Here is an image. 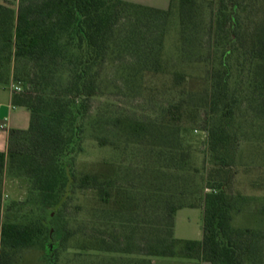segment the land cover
Segmentation results:
<instances>
[{
  "label": "trees",
  "instance_id": "1",
  "mask_svg": "<svg viewBox=\"0 0 264 264\" xmlns=\"http://www.w3.org/2000/svg\"><path fill=\"white\" fill-rule=\"evenodd\" d=\"M26 1L19 0L16 12L0 4V86L23 83L20 93L12 91L11 103L30 113L28 128L9 130L6 152L0 153V204L2 175L7 165L9 176L31 180L37 199L53 207L66 192L69 179L72 183L75 180L67 168V161L74 152L80 151L84 126L77 121L85 103L99 94L96 73L92 69L104 62L112 48L125 51L132 48L138 52L139 44L135 39L139 37L136 36H144L142 28L150 23L159 34L162 33L168 11L125 0H41L40 4L32 6ZM192 5L191 0L179 2L182 33L183 18L189 14L185 8L191 9ZM247 6V0H217V13L207 27L213 37L208 43L206 87L200 103L190 106L198 112L204 111L203 130L207 134V151L211 157L204 184L198 187L199 195L194 199V193H182L175 200L172 195H163L160 187L151 193H146L143 187H129L142 190L140 195L150 194L161 202L164 225L162 229L160 225L154 228L149 225L150 232H145L146 223L138 222V225L131 219L124 221L125 224L135 223L131 232L139 230L142 238L139 259L125 260L121 264H151V258L208 264H264V231L235 230L230 226V187L234 175L232 159L228 161L227 157L231 141L230 115L244 101L257 103L264 111V16H256L248 24ZM61 40H64V46L73 48L78 54L76 59L68 60V83L64 92L51 95L45 92L46 85L40 90L41 98H35L31 90L44 85L42 68L47 65L46 57L59 48ZM118 40L120 45L115 43ZM146 49L139 48L144 56L139 55L138 65H147L146 58H152V63L149 62L156 66L158 53H152L151 49L144 51ZM141 57L144 59L139 60ZM178 78L179 75H173L174 82ZM35 100L48 108H40V103ZM185 102L179 100L163 108L161 119L154 126L140 122L127 125V130L132 133L130 144L141 149L143 156L146 153L151 156L154 164L150 170L157 175L166 171L189 176L198 173L188 161L189 154L178 148L180 135L188 131L184 127V112L188 107ZM189 124L194 125V122ZM37 144L45 147L42 153L47 154V160L43 161L35 152ZM99 144L103 146V140L100 139ZM79 186L92 189L105 204L114 194L119 211L131 209V189L117 185L111 176L86 174L80 178ZM186 196L196 202L181 203ZM184 208H201L202 237L199 241L174 237L176 212ZM262 213L264 215V209ZM121 226L124 229V225ZM47 235L43 221L2 223L0 264H19L22 251L39 243H43L45 249L42 258L47 264H53L52 253L56 245L46 247ZM94 244L98 247L88 249L131 254L127 247L110 250L104 239Z\"/></svg>",
  "mask_w": 264,
  "mask_h": 264
},
{
  "label": "rangeland",
  "instance_id": "2",
  "mask_svg": "<svg viewBox=\"0 0 264 264\" xmlns=\"http://www.w3.org/2000/svg\"><path fill=\"white\" fill-rule=\"evenodd\" d=\"M138 1L165 8L168 18L160 34L151 23L142 28L145 35L139 34L136 36L139 38L135 39L139 44L138 52L132 48L130 51L112 48L104 62L92 69L96 73L99 94L85 103V109L78 118L77 123L84 126L80 151L74 152L67 161V168L75 180L72 183L69 179L67 195L64 197L66 192L62 195L59 201L64 198L58 208L55 210L59 201L51 207L37 199L31 180L9 176L7 165L2 175L0 225L6 221H43L48 229L46 247L56 245L52 253L53 264H121L125 260L137 261L142 235L139 230L131 232L130 228L135 223L143 222L146 223L145 232H150L149 225L153 228L164 225L161 212L163 205L146 193L160 187L163 195H172L175 200L180 198V194L189 192L194 193L193 198L197 197L198 187L204 184L203 179L211 165L207 134L203 130L204 111L198 112L190 106L199 104L204 95L209 72L206 62L210 53L208 43L213 37L207 27L217 13V0H191V9L188 6L185 8L189 14L183 18V33L180 0ZM26 2L32 6L40 4L41 0ZM247 3L248 24L256 16H264V0H247ZM18 6L19 0L16 9L11 8L12 11L16 12ZM115 43L120 45L121 41ZM139 48L158 53L157 65L150 64L152 58H146L147 65H138L139 55L144 56ZM77 55L73 48L64 46V40H61L59 48L46 57L47 65L42 68L44 85L31 90L33 97L41 98L43 93L40 90L46 85V93L62 95L68 83V60L76 59ZM143 59L141 57L139 60ZM174 74L179 75L175 82ZM11 85L19 87L16 93L23 89V83L12 82ZM179 100L186 101L185 105H188L183 117L184 127L188 131L180 135L178 148L189 154L188 161L198 173L189 176L166 171L157 175L150 170L154 164L151 156L148 153L143 156L141 149L130 144L132 133L127 130V125L140 122L154 126L161 119L162 109ZM35 101L40 103V108H48L41 101ZM230 116L231 141L227 157L228 161L232 159L230 164L234 171L230 187V226L235 230L264 231V111L258 108L257 103L248 104L244 101ZM191 122L194 125H190ZM100 139L103 140V146L99 144ZM44 148L38 144L35 148L43 161L48 159L47 154L42 153ZM145 164L147 168L144 169ZM93 173L111 176L117 185L126 188L143 187L146 193L142 196L139 193L142 190L129 188L132 191L131 209L119 211L114 203V194L105 204L92 189L79 186L83 175ZM140 178L145 180L140 181ZM193 198L186 196L180 202L186 205L195 203ZM128 219L135 223L125 224L124 221ZM175 221V238L201 240V208L181 209ZM47 224L52 230L50 236ZM121 225H124V229ZM100 239H104L112 251L127 247L131 254L101 253L88 249L97 248L94 243ZM43 255V243L33 245L22 251L19 264H47ZM161 260L168 259L159 258Z\"/></svg>",
  "mask_w": 264,
  "mask_h": 264
},
{
  "label": "crops",
  "instance_id": "3",
  "mask_svg": "<svg viewBox=\"0 0 264 264\" xmlns=\"http://www.w3.org/2000/svg\"><path fill=\"white\" fill-rule=\"evenodd\" d=\"M133 3L157 8L160 10H165V8H159L157 6L147 4L146 2H142L138 0ZM0 4L8 6L14 10L16 9L17 0H0ZM11 98H12V91L10 87L0 86V153L6 152L9 130H26L28 128L30 121L29 111L26 108L12 105ZM178 212L179 210L176 212L175 219H177ZM176 221H174L173 233L176 230ZM176 239L187 240L179 237L178 238L176 237ZM151 264H208V263L192 261V260L191 261L179 260V259H168V260L159 261V258H152Z\"/></svg>",
  "mask_w": 264,
  "mask_h": 264
},
{
  "label": "water",
  "instance_id": "4",
  "mask_svg": "<svg viewBox=\"0 0 264 264\" xmlns=\"http://www.w3.org/2000/svg\"><path fill=\"white\" fill-rule=\"evenodd\" d=\"M66 195H67V191H66V194L64 195V197H65ZM64 197H63V198H64ZM63 198L61 199V201L63 200ZM61 201H59V203L55 206V210L58 208V206H59V204H60ZM51 214H52V213H51ZM48 220H49V218L47 219V221H48ZM47 225H48V227H49V224H47ZM49 229H50V230H49V236H50L52 230H51L50 227H49Z\"/></svg>",
  "mask_w": 264,
  "mask_h": 264
},
{
  "label": "built area",
  "instance_id": "5",
  "mask_svg": "<svg viewBox=\"0 0 264 264\" xmlns=\"http://www.w3.org/2000/svg\"><path fill=\"white\" fill-rule=\"evenodd\" d=\"M10 89H11V91H13V92H19V87L18 86H15V85H11L10 86Z\"/></svg>",
  "mask_w": 264,
  "mask_h": 264
}]
</instances>
